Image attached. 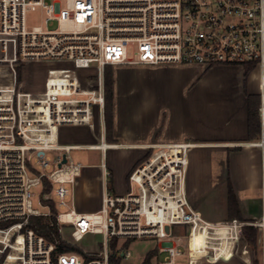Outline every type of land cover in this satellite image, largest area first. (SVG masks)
Wrapping results in <instances>:
<instances>
[{
	"label": "built area",
	"instance_id": "1",
	"mask_svg": "<svg viewBox=\"0 0 264 264\" xmlns=\"http://www.w3.org/2000/svg\"><path fill=\"white\" fill-rule=\"evenodd\" d=\"M38 10L43 22L30 26L28 13ZM38 60L71 66L49 69L44 91L32 92L21 70ZM118 64H251L250 75L258 71L260 132L248 144L261 151L262 215L256 224L264 259V0H0V76L7 78L0 99V264H112V257H131L129 248H111L114 239L144 237L161 240L160 250L167 252L164 263L177 264V257L185 254L181 242L185 235H175V225H185L191 233L196 220L211 227L223 224L233 232L246 224L237 218L211 222L195 211L186 197V167L179 161L173 162L178 165L174 173L163 163L162 169L152 170L156 186L177 198L180 212L175 217L169 212L165 217L158 214L154 195L164 194L152 181L134 179L152 157L134 169L126 194L107 191L101 209H77L75 185L84 165L70 157L69 146L58 143L57 129L93 123L95 107L106 106L104 70ZM88 68H95L97 74L83 85L79 70ZM56 84L65 85L67 92L52 97L50 89ZM39 105L49 108L50 119L45 110H38ZM57 150L51 158L48 152ZM46 180L56 203L59 230L69 226L74 244L88 234L101 235L102 250L58 251L57 241H48L28 226L31 216H50L33 201L35 188L41 189L43 201ZM187 251L190 264H196L200 258L193 260L188 240Z\"/></svg>",
	"mask_w": 264,
	"mask_h": 264
},
{
	"label": "crops",
	"instance_id": "2",
	"mask_svg": "<svg viewBox=\"0 0 264 264\" xmlns=\"http://www.w3.org/2000/svg\"><path fill=\"white\" fill-rule=\"evenodd\" d=\"M47 62L56 61H32L22 68L21 78L25 81L27 90L44 91L48 70L53 67L48 68L42 75L36 74L34 67ZM130 66H141L147 71L170 68L166 67L170 65L163 64H118L105 68V89L108 70L111 72L113 85L112 139L108 138L106 107L103 110L95 107L92 124L58 126V143L70 147L67 153L72 159L71 151L74 149L93 152L88 163L78 161L84 165V168L75 185L74 199L77 209L81 212L101 209L107 191L120 195L130 190V175L142 162L152 157L141 166L148 164L149 169L153 170L173 147L186 145L188 163L185 190L191 207L206 219L201 210L202 201L209 190L224 180L225 176H221L224 161L230 169L227 177L236 193L240 213L246 214L250 206L244 203L253 197L245 193V189L250 185L247 178L248 175L250 177V172L255 173L262 189L261 151L258 147L248 144L258 139L260 132L256 130L255 136L251 135L248 94L257 95L259 91H254L251 87L249 91L243 88L237 91L231 90L227 91L226 95L209 101L203 97L204 103L196 104L195 99L194 103L192 102V96L198 91L195 87L197 78L211 71V73L222 71L227 67L176 64L175 66L181 67L185 74V81L181 83L183 85H180L179 90L170 94L169 90L166 92L168 87L162 77H156L157 79L154 77L152 80L142 79L137 86L130 76L123 75ZM241 72L243 73V70ZM80 77L83 85L89 83L86 75L80 73ZM0 79L1 99L3 95L1 84L7 81V78L0 76ZM163 152L166 155H163ZM146 181L145 178L143 183ZM161 193L164 194L163 191ZM157 196L163 197L161 194ZM225 196L227 199L225 216H227L228 181ZM155 199L159 203V198L155 197ZM159 204L165 203L161 201ZM196 225L191 228L188 237L191 249L196 246L197 240L201 247H208L210 230L222 234L224 228H229L223 224L211 227L207 222L198 220ZM227 231L230 234L227 232L229 235L227 240L223 238L225 249H228L227 247L234 249L232 230L227 229Z\"/></svg>",
	"mask_w": 264,
	"mask_h": 264
},
{
	"label": "rangeland",
	"instance_id": "3",
	"mask_svg": "<svg viewBox=\"0 0 264 264\" xmlns=\"http://www.w3.org/2000/svg\"><path fill=\"white\" fill-rule=\"evenodd\" d=\"M43 18L44 15L40 10L30 12L27 16L28 24L30 26L41 24L43 22ZM55 27L56 23L51 25V28ZM130 52H132V50H130ZM163 65H170L166 66L170 68L159 69L158 71H147V69H142L143 67L141 66H130L128 70H125L123 72V75L125 77L130 76V78L136 82L137 86H139V83H141L142 79L152 80L154 77L155 79H157L156 77H162L163 79H165L166 87H168L166 88V92L167 90H169L170 94H173L175 91L180 89L179 87L181 83L185 81V74L182 72L181 67L175 66L176 64ZM63 66H71V64L69 62H47L39 64L37 67H34V69H36V74L42 75L50 67ZM221 67L227 68H223L224 70L219 72L211 73V71L206 75L197 78L195 87L198 88V91L196 92L197 94L192 96L193 103L195 99L196 104H199L200 102H202L203 104V97H205L206 100L209 101L212 100V98L214 99L215 97H222L221 95H226L227 91L231 90L237 91L243 88L249 91V87H251L252 90L259 91L258 71H256L254 75L249 76L246 85L243 73L241 72V70L245 71V67H240V70L238 68H233L234 66ZM79 72L83 75H86L88 79L93 78L92 76H95L97 74V70L95 68L80 69ZM157 83L159 84L160 82ZM58 152V150L50 151L48 152V154L51 156V158H53ZM71 153L74 161H82L84 163H88L91 160V155L93 152L86 149H74L71 151ZM229 170L230 169L228 167V164L223 161L221 176H225L224 180L221 183L219 182L217 184L218 186L216 185L217 187L215 186V188L209 190L208 194L203 198L201 210L203 216L210 221H231V217H229V215L225 216V203L227 201L225 196V188L227 186V181L229 184V180L227 177ZM247 178L249 179L248 182L250 185L248 189H245V193L251 194L253 197H251L244 203L245 205L247 204L250 206L249 211L246 214H241L242 218L235 217L241 221L246 222V224L240 228H237L234 232L232 231L231 233V236L233 237L234 249H232L231 247H227L228 249H225L226 244L223 240V238L225 240L228 239L229 235L227 234H230V232L227 231V229L231 228H224V230L221 231L222 234H218L216 231L210 230V243L208 247H201L198 243L199 240H197L198 242L196 243V246H194L193 249L189 248L194 261L200 258L196 261V264H264L262 233L260 227L256 224L262 215V189L261 184L256 180L257 176L254 172H250V177L248 175ZM35 191L37 192V195L33 198L34 205L40 208L42 211L50 212L49 217H55L57 207L52 197L51 191H48L47 187H45V196L43 198V201L40 197L41 189L35 188ZM42 204H45L48 207H44ZM53 204L55 206V210H53L52 208ZM11 224L13 223H10V225ZM246 225H254V227L257 228V243L255 245H251L244 234V227ZM59 232L61 234L62 240L71 245L77 246L82 251L83 249H88L90 251H93L94 253H97L102 250L103 246L101 242L103 240V237L101 235L88 234L80 243L74 244L71 242V229L69 226H64L62 231L59 230ZM173 233L175 235H185V237L181 239L183 246L182 249L185 251V254L177 257V264H190L189 254L187 251V240L190 233H188L187 231V226L175 225ZM16 235L17 234H15V236ZM199 237L200 236L198 235V238ZM114 240L117 241L116 247L114 249L121 247L129 248L131 250V257H121L119 259L116 258L119 262L118 264H145V257L150 251L153 255L148 264H165L164 261L167 256V252H161V240H159L158 238L144 237L127 240ZM0 247H3L2 243H0Z\"/></svg>",
	"mask_w": 264,
	"mask_h": 264
},
{
	"label": "trees",
	"instance_id": "4",
	"mask_svg": "<svg viewBox=\"0 0 264 264\" xmlns=\"http://www.w3.org/2000/svg\"><path fill=\"white\" fill-rule=\"evenodd\" d=\"M245 71H243V77L245 84L247 85L248 78L250 76L251 71L253 70V65L245 64ZM106 119L108 126V138L112 139V78L111 72L108 70L106 77ZM249 98V125L251 135L255 136V131H260V117H259V107H260V95L259 94H248ZM145 160V159H143ZM45 187H47L48 191H51V184L46 180ZM45 190V188H44ZM55 202V201H54ZM53 203V202H52ZM56 204V203H55ZM53 210H55V206L53 204ZM228 215L231 217V220L235 217L242 218L239 209V203L234 191L233 185L229 181L228 184ZM29 227L33 228L37 234L44 235L48 241L55 242L57 241L58 251H76L82 253V250L79 249L75 245H71L66 241L62 240L61 234L59 232V226L57 223V219L55 217L49 216H31ZM244 234L247 237L249 243L251 245H255L257 243V228L254 225H246L244 227ZM117 241L113 240L111 242V248L114 249L116 247ZM151 251L145 257V264H148L152 258ZM112 264H118V260L115 257L111 258Z\"/></svg>",
	"mask_w": 264,
	"mask_h": 264
},
{
	"label": "bare ground",
	"instance_id": "5",
	"mask_svg": "<svg viewBox=\"0 0 264 264\" xmlns=\"http://www.w3.org/2000/svg\"><path fill=\"white\" fill-rule=\"evenodd\" d=\"M53 79L56 81H65V79H62L60 77V79H58V77H53ZM67 81V80H66ZM69 81V80H68ZM59 91H64L67 92V88L65 85L63 84H56L55 88H51L50 89V94L53 97L52 93L55 94L56 92ZM54 99V98H53ZM57 101V99H55ZM58 103V102H56ZM57 108L59 110H61V105L58 103ZM38 110L39 111H46L47 113V117L50 119V111L49 108L43 106V105H39L38 106ZM63 112H61L60 114H62ZM105 146V143L103 144ZM181 162L182 166L186 167L187 163H188V158H187V146L186 145H178L173 147L169 153H167V155L164 157V159L159 163L158 166H161L162 169V165L164 164L165 166H167L166 169H168L169 171H171L172 173H174L175 171L178 170V165H176L173 162ZM152 163V162H151ZM150 163V164H151ZM163 163V164H162ZM157 166V167H158ZM156 167V168H157ZM150 165L146 164L140 167V169L136 172L134 179L138 180V181H145V178L147 179V181H152L155 185V189L156 191L162 192L163 190L156 184L155 181L153 179L155 173L154 171H152V169L150 170ZM144 174H146L147 176L145 177ZM164 193V192H163ZM158 194L154 195L156 198H159V203L162 201V203H165L163 205L160 204H156L155 208H156V212L159 214L162 213L164 214V217L166 216V212H169V215H173L174 217L177 216L180 212H179V208H178V202H177V198L170 192H165V195H163V197L157 196ZM156 223H160V219H155Z\"/></svg>",
	"mask_w": 264,
	"mask_h": 264
},
{
	"label": "water",
	"instance_id": "6",
	"mask_svg": "<svg viewBox=\"0 0 264 264\" xmlns=\"http://www.w3.org/2000/svg\"><path fill=\"white\" fill-rule=\"evenodd\" d=\"M66 160H67V155L65 154L63 161L66 162ZM166 230L169 231V226L166 227Z\"/></svg>",
	"mask_w": 264,
	"mask_h": 264
}]
</instances>
